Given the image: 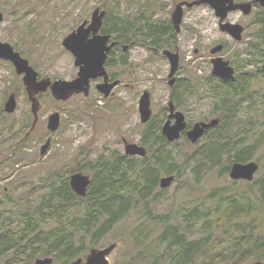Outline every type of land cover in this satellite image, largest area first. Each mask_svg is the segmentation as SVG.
Masks as SVG:
<instances>
[{"label":"rangeland","instance_id":"1","mask_svg":"<svg viewBox=\"0 0 264 264\" xmlns=\"http://www.w3.org/2000/svg\"><path fill=\"white\" fill-rule=\"evenodd\" d=\"M192 1L194 0H0V13L3 14L0 40L10 44L26 58L39 77L71 81L77 70L72 55L63 48L62 41L83 21H89L96 8L106 11L111 9L121 18L146 13L154 16L155 20H170L177 4ZM259 16L258 8H253L248 16L241 12L227 16L226 22L238 23L246 28L242 40L235 41L220 31L219 20L209 6L184 8L180 30L175 34V47L179 54V69L175 77L189 80L194 91L185 98L183 107L177 109L185 115L188 124L223 117L221 109H216L218 98L208 83V78L212 76L209 53L212 47L225 44L221 53L224 60L234 64L241 77L250 75L247 87H243L244 92L238 93L230 100V104L240 103L235 110L236 128H245L248 132L253 127L248 133L247 144L252 148L251 161L248 162H255L260 168L254 180L260 179L264 174V135L261 133L264 131V76L260 77L255 72L257 63L264 58V52L262 56L253 54L251 46L259 42L261 29L259 25L253 24ZM196 49L198 52L195 53ZM123 54L127 64L122 66V84L109 97L104 98L98 93L94 82L91 83L88 97L76 95L67 101H56L50 92L43 94L39 98L41 110L38 121L32 131L31 104L22 77L16 75L8 63L0 61V112L8 116V123L15 120L23 122L29 113L32 116L27 139L20 149L14 148V141L7 132L4 137H0V140L6 141L3 146L0 145L2 209H10L14 205L23 209L27 203L35 202L45 190L44 185L40 184L41 179L48 175L58 173L60 177H70L75 171H66L77 165H84L87 160H95L99 155L124 154V141L140 145L141 131L145 125L140 122L138 103L144 91L150 94L152 119L157 124L161 122L162 126L167 117L165 108L171 89L168 85V60L160 51L153 52L139 42L130 45ZM251 59L257 62L248 66ZM10 95H14L17 102L13 114L4 112ZM55 112L60 115V126L57 131L51 132L46 127L47 118ZM47 139H50V147L41 156V146ZM205 142L206 139L202 138L198 143L191 144L184 137L172 143L170 148L178 150L177 161L182 173H162L161 178L174 176V180L164 189L165 192L158 197L156 203L148 205L153 216L165 215L172 209L178 211L186 206L192 208L205 201L209 203V195L217 189L252 194L247 182L236 181L237 184L233 185L228 174L223 177L219 175L224 163L214 169H203L199 172L202 173L199 178L193 173V160L190 164L183 165L185 158L194 155L196 148ZM82 173L90 176L88 172ZM158 189L161 190L159 187ZM159 225L147 215L145 205H139L101 240L97 248L103 249L116 244L108 257L111 264L129 262L136 259L139 252L145 249L151 252L155 246L161 253L163 247L156 242L161 232ZM140 231L146 239L141 238L143 243L137 246L135 236ZM136 264L148 263L141 260L136 261Z\"/></svg>","mask_w":264,"mask_h":264},{"label":"trees","instance_id":"2","mask_svg":"<svg viewBox=\"0 0 264 264\" xmlns=\"http://www.w3.org/2000/svg\"><path fill=\"white\" fill-rule=\"evenodd\" d=\"M103 26L102 33L112 36L120 30L123 44L129 46L139 42L148 49L173 50L176 42L170 20H155L154 16L146 13L121 18L110 9ZM251 46L253 54L262 56L264 35L262 50L259 42ZM124 56L122 66L127 64ZM248 79L244 78L243 84L232 88L230 82L213 76L208 78L211 91L218 98L216 109H221L223 117L204 135L206 142L196 148L190 157L192 159L184 160L183 165L193 160V173L197 177L203 169H214L224 163L219 170L223 177L228 174L231 164L251 161L252 148L247 144V138L253 127L248 132L245 128L244 131L236 128L235 110L240 103L230 104L231 99L244 92ZM189 82L181 79L169 94V101L177 109H181L185 98L194 93ZM31 117L29 113L23 122L15 120L8 123V116L0 112V137L7 132L14 141V148L20 149L27 139ZM160 123L151 119L141 131L139 144L147 150L146 156L99 155L95 160H87L84 165L66 171L90 174L91 184L85 198L72 192L69 177H60L56 173L41 179L40 184L45 190L25 208L19 209L12 204V208L2 209L3 202L0 203V264H33L36 259L45 257L53 258V264H69L84 258L142 204L151 220L156 225L160 224L161 232L156 242L163 251L158 252L157 246L151 252L145 249L138 253L136 259L124 264H136L141 260L148 264H247L264 261V174L260 179L246 183L251 195L217 189L209 195V203L205 201L178 211L172 209L165 215L151 214L148 205L156 203L165 192L158 189L162 173H182L177 161L178 150L170 148L173 144L161 135ZM261 133L264 135V131ZM184 137L183 133L181 138ZM5 142L0 140V145ZM195 236L200 237L192 239ZM141 238L146 239L142 231L135 236L137 246L143 243Z\"/></svg>","mask_w":264,"mask_h":264},{"label":"water","instance_id":"3","mask_svg":"<svg viewBox=\"0 0 264 264\" xmlns=\"http://www.w3.org/2000/svg\"><path fill=\"white\" fill-rule=\"evenodd\" d=\"M258 4L264 7V0H253L252 2L236 3L234 0H194L192 2H181L177 4L171 14V22L178 33L180 24L183 18V8H193L202 5L209 6L215 16L219 19V28L222 33L230 35L236 41L242 39V27L225 22L229 13L240 11L243 15H249L252 11V5ZM106 16V11L96 8L92 14L90 23L82 22L74 31L68 34L62 41V46L70 52L74 57V65L78 68V73L75 79L71 81L51 80L50 78H38V73L29 64L28 60L23 58L19 52L5 42L0 40V60L9 62L15 69L18 76L22 77V83L30 101V111L33 116L31 131L34 129L38 121V113L41 109V104L38 95L47 92L56 101H67L71 97L79 94L88 97L90 92L91 80L104 78V82L96 85V90L107 98L112 89L119 84L115 81L111 84L107 83V74L104 68V62L112 45L107 46L109 36H100L98 33L102 27L103 19ZM3 22V14L0 13V24ZM90 35L92 37L90 38ZM128 46H124L126 51ZM223 46L217 45L210 50V54L215 56L222 52ZM163 55L169 60L170 72L168 75L169 86L172 87L175 82V74L179 68V57L170 51L164 50ZM212 71L211 75L222 80L232 81L234 77V69L228 61L222 57H215L211 60ZM264 69V67H263ZM17 102L14 95H10L5 103L4 112L13 114L15 112ZM150 94L144 91L138 103L140 122L146 124L152 116L150 108ZM169 114L168 119L161 128V134L165 139L172 143L177 141L182 132H185L187 140L191 144H196L204 134L216 127L219 124L218 119H212L208 122H197L190 129L187 128L185 116L182 112L176 111L172 102L168 104ZM172 120L174 122L172 123ZM60 126V115L55 112L47 118V129L51 132L57 131ZM50 139H47L45 144L41 146L40 155L44 156L49 147ZM124 154L127 156H146V149L138 144L127 143L124 141ZM259 170V165L255 162L240 163L235 162L229 169L228 176L232 181L251 182ZM174 180V176L162 177L159 180V188H168ZM91 184L89 175L82 172H75L69 177V185L73 193L80 198L87 196L88 188ZM116 244L109 245L106 248H93L86 255L85 259L78 258L69 264H111L109 256L115 249ZM33 264H53L51 257L38 258ZM249 264H264V262H253Z\"/></svg>","mask_w":264,"mask_h":264},{"label":"flooded vegetation","instance_id":"4","mask_svg":"<svg viewBox=\"0 0 264 264\" xmlns=\"http://www.w3.org/2000/svg\"><path fill=\"white\" fill-rule=\"evenodd\" d=\"M236 3H242V2H252L253 0H244V1H238V0H234ZM253 8H258L259 10H260V16H259V19L258 20H254L253 21V24L254 25H256V26H258L259 25V27H260V33H259V47H260V50H262V37H263V35H264V7H262V6H259L258 4H254L253 3V5H252V10H253ZM238 12H240V11H238ZM234 13V12H233ZM230 14V13H229ZM228 14V15H229ZM244 16H248V15H244ZM105 21V18H104V20H103V22ZM226 22V21H225ZM228 23H230V22H228ZM231 24H234V25H240V24H238V23H231ZM252 24V25H253ZM218 25H219V23H218ZM241 27H242V29H243V31H242V34L244 33V31L246 30V28L244 27V26H242V25H240ZM103 28H104V26L102 25V28L100 29V31H99V35L100 36H109V39H108V41H107V46H110V45H112V47H111V49H110V51L108 52V54H107V57H106V60H105V62H104V68H105V71H106V74H107V83H109V84H111V83H113V82H115V81H118L119 82V84L117 85V86H115V88L112 90V92H111V94L113 93V91L117 88V87H119L122 83H121V76H122V60H123V53H125L126 51H124L123 50V47H124V45H123V42H122V33H121V31L119 30L117 33H116V35L115 36H112V35H110V34H104V33H102V30H103ZM220 29V28H219ZM262 32H263V35H262ZM226 35H228V34H226ZM230 38H232L230 35H228ZM92 37V35H90V38ZM233 39V38H232ZM233 40H235V39H233ZM242 40V39H241ZM240 40V41H241ZM236 41V40H235ZM217 45H222L223 46V50H222V52L224 51V49H225V44H217ZM217 45H215V46H217ZM214 46V47H215ZM175 47V46H174ZM214 47H212V48H214ZM211 48V49H212ZM210 49V50H211ZM150 50H152L153 52H158V50L157 49H155V48H151ZM165 50H167V51H170V52H172V53H174V54H177L178 55V57H179V54H178V48L177 47H175V50L174 51H172V50H169V49H165ZM210 50H209V53H210ZM163 51L164 50H161L160 52H161V55L163 56V57H165L166 58V56H164L163 55ZM196 52H198V49H196L195 50V53ZM222 52H220V53H218L217 55H215V56H213V55H211V60L213 59V58H215V57H222L223 58V56L221 55V53ZM72 55V54H71ZM73 57V56H72ZM167 59V58H166ZM224 59V58H223ZM73 60H75L74 59V57H73ZM168 60V59H167ZM211 60H210V62H211ZM225 61H228V60H225ZM168 62H169V60H168ZM229 62V61H228ZM252 62H257V61H255L254 59H251L250 61H248V63H247V65L248 66H251V65H253V63ZM170 64V63H169ZM229 64H230V66L234 69V77H235V79L234 80H232V81H226V80H222V79H219V78H217V79H219V80H221V81H224V82H230V85H231V87L232 88H235V87H239V83H240V81H241V79L243 78H249V79H251L250 78V75H245V76H243L242 75V77H241V74H239V72H238V70H237V67L234 65V64H231L230 62H229ZM75 66V65H74ZM263 67H264V58L262 59L261 58V61L259 62V63H257V68L255 69V72L258 74V76H260V77H262V75L264 76V69H263ZM76 68V70H77V73H78V68L77 67H75ZM238 72V73H237ZM77 73H76V76H77ZM76 76H75V78H76ZM214 77V76H213ZM74 78V79H75ZM239 79H240V81H239ZM180 80L181 79H177L176 77H175V82L173 83V85H172V87H170L171 89H170V92L172 91V89L173 88H175L176 87V85H178L179 84V82H180ZM92 82H94V84H95V86L97 85V84H100V83H103L104 82V78H101V79H96V80H92L91 81V83ZM168 85H169V83H168ZM110 94V95H111ZM170 94V93H169ZM171 101H168V103H167V106H166V114H167V117H166V120L168 119V114H169V108H168V104L170 103ZM176 111H178L177 110V108L175 109ZM185 116V115H184ZM166 120L164 121V123L166 122ZM174 122V120H172V123ZM163 123V124H164ZM163 124H162V126H163ZM195 124V123H194ZM193 124V125H194ZM162 126H161V128H162ZM183 134V133H182ZM185 134V133H184ZM182 136V135H181ZM0 165H1V163H0Z\"/></svg>","mask_w":264,"mask_h":264}]
</instances>
